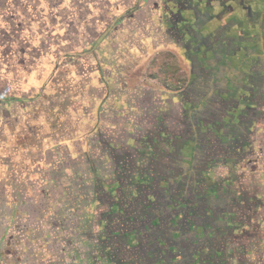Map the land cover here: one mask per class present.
Returning <instances> with one entry per match:
<instances>
[{
	"label": "rangeland",
	"instance_id": "1",
	"mask_svg": "<svg viewBox=\"0 0 264 264\" xmlns=\"http://www.w3.org/2000/svg\"><path fill=\"white\" fill-rule=\"evenodd\" d=\"M152 1L0 0L2 62L9 60V51H19L27 43L44 52L43 57H37L33 48L30 72L36 59L61 61L55 80L53 66L39 70L44 73L39 83L30 76L23 85L17 81L0 85L1 92L14 89L19 93L27 88L24 95H17L14 105L0 103V264H72L83 258L91 264H114L116 242L123 255L134 248L135 242L129 238L136 236L129 234L130 226L147 219L155 189L166 184L156 175V161L164 164L171 155L177 156L175 144L181 143V154L191 157L197 139L188 137L182 99L171 91L186 66L180 52L166 43L170 37L160 32L162 10L156 11L155 22L148 15L151 5L157 10L162 4ZM53 42L60 44L54 46V54L46 47L50 43L52 48ZM88 80L91 83L85 85ZM37 86L45 93L34 94ZM26 102L31 106L27 125L21 115ZM7 112L12 116L7 117ZM88 113L85 125L81 119ZM78 124L88 135L85 158L79 146H73L68 155L58 145L65 138L79 137ZM258 128L252 141L237 147L230 156L222 147L229 142L223 133L216 134L221 144L213 156L198 152L199 158L206 159V175L201 178V174L198 182L200 190L205 187L209 191L206 198L221 199L223 204L217 187L228 186L234 191L237 181L240 194L235 200L241 204L234 205L231 214L241 218L236 224L231 217L233 232L244 220L260 228L264 219L261 198L251 196L247 207L240 175L236 180L230 171L249 158L262 160L259 163L264 166V123ZM37 136L57 144L54 150L50 147L47 157H41V147L34 146ZM26 169L28 176L21 177ZM255 185L264 188V182ZM117 190L121 193L115 200ZM104 206L117 213L119 222L89 227L98 241L91 230L89 239L79 233L84 229L74 220L70 225L71 213L85 208H93V220L106 218L103 209L100 211ZM140 208L143 214L137 219ZM61 211L67 213V224L58 228L55 218ZM78 243L79 249L83 246L82 254L72 255L71 244ZM249 264H264V259Z\"/></svg>",
	"mask_w": 264,
	"mask_h": 264
},
{
	"label": "flooded vegetation",
	"instance_id": "2",
	"mask_svg": "<svg viewBox=\"0 0 264 264\" xmlns=\"http://www.w3.org/2000/svg\"><path fill=\"white\" fill-rule=\"evenodd\" d=\"M161 2L160 32L180 50L186 66L171 91L182 99L188 137L197 142L191 157L181 154V143L175 144L177 156L171 155L164 164L156 161V175L166 184L155 189L147 219L134 224L133 249L141 251L146 241L152 255L164 258L158 264H203L211 259L200 250L207 243L213 246L214 232L209 233L213 223L220 239L229 237L231 219L236 224L239 220L231 211L241 203L228 186L220 194L223 204L221 199L206 198L207 188H198L201 174V178L206 175V159L199 158L198 152L213 156L221 144L216 134L223 133L229 142L222 147L231 155L249 144L260 122L264 123V0ZM142 214L140 208L137 219ZM158 235L164 239L162 244L154 242ZM154 260L149 257L148 264Z\"/></svg>",
	"mask_w": 264,
	"mask_h": 264
},
{
	"label": "crops",
	"instance_id": "3",
	"mask_svg": "<svg viewBox=\"0 0 264 264\" xmlns=\"http://www.w3.org/2000/svg\"><path fill=\"white\" fill-rule=\"evenodd\" d=\"M12 0H7L8 3H10ZM139 3H141L143 0H137ZM144 1H149V3H152V0H144ZM152 1V2H151ZM161 1V0H160ZM140 7V5L138 6ZM150 12H149V16L152 18V20L155 22L157 21L156 17H155V13L156 11H160L161 6L158 7V9H155V6H150ZM157 8V7H156ZM8 31V30H6ZM169 45H172L173 51H178L180 52V50L173 44V41L170 42H166ZM25 44V43H24ZM53 47L50 48V43L47 44V48H49V50L54 51L53 54L55 53L56 48H54L55 45L60 46L59 43H55L53 42ZM51 45V46H52ZM33 48H36L35 44H25L23 46H21L19 48V51L17 50H11L9 51L10 54V58L7 61V59L2 62V59L0 58V85L2 82L8 81V82H12V83H20L21 85H23L25 83V80L28 79L30 76L36 78V81L39 83L41 82V78L43 76L44 73L40 74V72H43L45 69L49 68V67H53V79L57 76V72H58V64L60 65L61 61H53V63L48 60H35V69L30 72L31 70H29V58L32 53ZM46 48V49H47ZM37 50V57H43L42 54H44V52H42V49H38ZM59 56L61 55L60 52H58ZM16 57V59H14V56ZM54 64V65H53ZM55 64H57L55 66ZM31 67V66H30ZM55 72V73H54ZM16 75V76H15ZM55 80V79H54ZM104 80V78H103ZM17 81V82H16ZM85 85L89 84L90 80L85 81ZM37 83V84H38ZM91 83V82H90ZM107 85H109V81H107ZM38 88H36L35 93L34 94H44L45 90L42 89V86H37ZM85 93H84V97L87 99V94H89L87 90V86H85ZM27 92V88H23L19 93L16 92L14 89L10 90L8 92H1L0 91V103L5 104L7 107H10L12 105H14V102L18 101V96L17 95H24V93ZM57 94V93H55ZM59 97V95H58ZM41 98V97H39ZM17 100V101H16ZM23 105H25V107L23 108V111L21 112L22 117L26 118V122L29 116V108L31 106H29V102L23 103ZM85 108V106H84ZM85 111V110H84ZM86 112V111H85ZM12 112H7V117L12 116ZM41 114V113H40ZM91 114V113H90ZM90 114L88 113V115H83L85 116L84 119H81L82 123L85 122L84 124L86 125L87 123V119L88 116H90ZM28 124V122L26 123V125ZM81 124H78V129L80 130L82 129ZM81 133H79L74 139H70L69 138H65L64 141L61 143V141L59 142V146L61 145L62 147L60 149H63L66 153H68V155H71L72 150L71 149L73 146H79L80 147V153H84V155L82 157H86L85 155H87V147L89 145L88 143V135H86V133H82V130H80ZM84 132V131H83ZM84 134V135H83ZM36 144L34 145L36 148H40L41 152L40 153L41 157H47V153L50 152V147L51 150H54V146H56V142H50V141H45V140H41L38 136H37V142H35ZM74 152V151H73ZM47 154V155H46ZM57 153L54 152V155H56ZM42 158V160H43ZM27 159V158H26ZM28 161V160H26ZM259 161L262 160H257L254 158H249L244 160L242 163H237V165H235V169L232 168L230 169L231 172H234V177L235 179L237 178V174L240 175V179H241V184H244L243 187L241 188L242 193L245 194V198H246V202H248L246 205L248 207V204L250 203V199L251 196L253 195H258L261 198V207L264 208V188H261V186H257L255 185V183L257 182H264V171H262V165H260ZM42 164V162L40 163ZM263 173V174H262ZM233 174V173H232ZM23 175L26 177L28 176V170H24V172L21 173V177H23ZM237 180V179H236ZM240 183V182H239ZM236 185V190L233 191V194H235L236 197L239 196L240 192H239V186L237 184V181L235 182ZM257 189V191L255 190ZM261 191V194H258V192ZM136 192V191H135ZM134 192V193H135ZM120 191H115L113 193V197L115 200L119 199L120 196ZM221 193L223 194V191L221 190ZM219 193V194H221ZM263 196V197H262ZM242 206V205H241ZM255 206V205H253ZM245 207V210H247ZM103 209V212L106 213V218L101 217L100 219L97 220H93L91 219L92 215V211L93 208H85L83 211L82 210H78L74 211L73 214L71 213V216L69 218V222L70 225H72V220H74V222H76V225L81 226L84 231L82 232L79 229V233L81 234H85V238L88 239L91 237L90 234V230L92 231V234L96 237V240L98 241V237L95 235L94 230L89 229L92 228L93 226L97 229L98 226L96 224L98 223H103L104 221L108 224H115L117 225V223L119 222L117 218L118 216H116V214H113V210L108 207H101L100 211ZM151 209V208H150ZM242 209V207H241ZM110 210V211H108ZM250 210V209H248ZM224 212V211H221ZM76 216H78V218H76ZM80 216V217H79ZM24 217V216H23ZM66 217H67V213L65 212H58L57 218H55V222L58 225V228H60L61 226H66L67 222H66ZM156 218V217H155ZM238 218L240 220L241 215L238 214ZM153 221V219H152ZM157 221H155L154 223L156 224ZM251 223V225L249 224ZM204 224H201V226ZM231 225V224H230ZM254 224H252V221L250 220V222H248V220H244L243 225L241 226V228L235 229L234 232L232 230H230V236L226 237V239H220V234L217 233V224L213 223L212 225V230L209 231V233L214 232L212 235L213 239V246L210 245V252L207 253L206 251H203L202 249L204 248L205 245L202 246V249L200 250V254H202V256L204 255V258H209V256L211 257V259H209V261H207L206 263L203 264H236V262H242V264H249L250 262H253L255 259H260L263 260L264 259V219L261 220V225L260 228L257 227H253ZM209 226V225H208ZM207 226V227H208ZM128 228V227H127ZM130 228H135L134 226H130ZM145 228L147 229V231L149 230V228L147 226H145ZM211 229V228H210ZM143 231V229H142ZM61 234V233H60ZM131 236L135 235L133 230H131V232L129 233ZM134 237V236H133ZM103 238V237H102ZM101 238V240H102ZM129 238V237H128ZM132 242L134 241L136 243V238H129ZM126 239V240H129ZM170 239V240H169ZM168 241L170 242V244H173V240L172 237L169 238ZM114 240H117L116 238H114ZM163 240L161 236H156V239H154V242L157 243H163ZM87 242V241H85ZM88 242H91L88 241ZM118 242V241H117ZM116 242V250L115 253L117 255V258L113 259V263H117V264H147L145 263L150 256V247L148 246L147 242L145 241L142 246L140 247L142 250L140 251V249H130L128 250L129 252H126V255H123V253L121 254L120 251L123 249L121 248V250L118 249L119 247V243ZM87 244V243H86ZM208 244V243H207ZM82 245V244H81ZM73 248V253L72 255H77L82 252V247L79 249L80 247V243L78 244H74L72 245ZM130 246H128V248H130ZM82 254V253H81ZM79 254V255H81ZM198 255V254H197ZM3 257V256H2ZM75 257V256H74ZM224 257L227 258V260L224 261ZM81 261L84 262L83 264H91L87 259L83 258V260H74L72 261V264H81ZM249 261V262H247ZM74 262V263H73ZM247 262V263H246ZM262 262V261H261ZM114 263V264H115ZM169 263V262H168Z\"/></svg>",
	"mask_w": 264,
	"mask_h": 264
},
{
	"label": "water",
	"instance_id": "4",
	"mask_svg": "<svg viewBox=\"0 0 264 264\" xmlns=\"http://www.w3.org/2000/svg\"><path fill=\"white\" fill-rule=\"evenodd\" d=\"M219 234H220V236H221V232H220ZM226 237H227V236H223L222 238H223V239H226ZM202 250H203V251H206L207 253H209V252H210V246H209V244H205V246H204V248H203ZM151 257H152V258H155V260L153 261L154 264H158L159 262L163 261V259H164V258H162V255H160V254H158V253L154 254V255L151 256ZM145 263L148 264V260H147Z\"/></svg>",
	"mask_w": 264,
	"mask_h": 264
},
{
	"label": "trees",
	"instance_id": "5",
	"mask_svg": "<svg viewBox=\"0 0 264 264\" xmlns=\"http://www.w3.org/2000/svg\"><path fill=\"white\" fill-rule=\"evenodd\" d=\"M150 253H151V254H150V256H149V257H150V258H152V257H151V256H153V255H152V252H150ZM152 259H153V258H152Z\"/></svg>",
	"mask_w": 264,
	"mask_h": 264
}]
</instances>
